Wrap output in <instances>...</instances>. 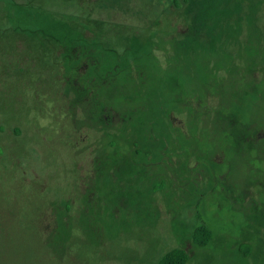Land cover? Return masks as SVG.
<instances>
[{"label": "rangeland", "instance_id": "rangeland-1", "mask_svg": "<svg viewBox=\"0 0 264 264\" xmlns=\"http://www.w3.org/2000/svg\"><path fill=\"white\" fill-rule=\"evenodd\" d=\"M16 4L54 12L38 25L56 31L65 27L81 37L83 43H73L71 53L75 54L88 45L96 48L85 15L109 25L128 26L127 30L116 28L117 33H108L107 39L100 38L102 48L118 47L117 36L139 28L153 27L164 31L157 32L159 35L171 37L186 27L184 0H0V54L10 52L16 58L45 59L37 47L38 35L31 39L3 30L10 25L5 13ZM59 12L79 17H62ZM257 12L259 20L244 22L242 34L231 33L229 42L237 40L235 46H228L232 54L222 49L175 50L168 61L169 54L161 52L165 49L160 45L159 55L168 63L167 70L158 68L156 60L144 58L138 73L123 70L107 77L102 70L106 66L93 63L87 72L94 80L86 81L87 75L67 79L66 95L75 94V123L82 119L85 106V110L102 113L118 128L119 134L97 125V138L107 131L122 139L118 149L93 143L96 148L89 157L90 169L81 171L83 182L69 198L75 202L74 208L61 207L58 215L51 208L45 210V198L24 184L23 170L13 178L8 169L0 167V264H155L176 246L187 251V264H264V151L258 154V144L248 150L231 146L232 137L223 131L220 117L233 101L223 92H232L233 98V92L252 84L253 97L258 99L245 116L253 117L255 129H264V0ZM42 39L47 50L62 55V43L51 35ZM42 66L48 72L49 63ZM86 68L83 62L79 71ZM251 68L258 69L254 76ZM11 69L15 77L0 81V105L10 106L16 120L24 124L28 120L25 112L31 113L35 106L30 96L34 72L18 71L13 65ZM44 83L49 86L50 80ZM2 92L7 95L3 97ZM66 95L62 96L68 102ZM237 98L246 101L241 95ZM182 101L186 110L171 114L170 103ZM29 118L38 125L35 117ZM88 130L84 128L82 139ZM63 133L45 143L33 132L39 154L31 159L26 152L31 134L21 135V145L9 151L0 147V166L10 158L14 165L44 166L45 183L62 186V177L48 179L46 167L57 163L54 170L61 175L74 156L62 145ZM207 150L212 158L207 157ZM202 223L212 237L199 246L192 235ZM38 225L48 234L46 239L56 234L53 244L45 242Z\"/></svg>", "mask_w": 264, "mask_h": 264}, {"label": "trees", "instance_id": "trees-1", "mask_svg": "<svg viewBox=\"0 0 264 264\" xmlns=\"http://www.w3.org/2000/svg\"><path fill=\"white\" fill-rule=\"evenodd\" d=\"M262 1L263 0H184L185 6L182 9V14L186 19V27L182 32L171 35V32L165 31L167 32L166 35H171V37H164L158 34L164 31L160 32L158 29L149 26L139 28L135 30L134 33L131 32L126 35H122L121 31H119L118 34L122 36H117L115 39L120 47L113 46L111 48L106 46H104V48L100 47V43H98L100 38L107 39L109 37L108 33H117L116 28L119 29L124 27L125 30H127L126 28L128 26L118 23L109 25L104 20L85 15V20L93 30L92 36L96 40H94L93 44L96 48L88 45L85 49L78 48L76 54L71 53V49L75 46V44H73L74 41L83 43L81 37L71 33V31L69 32L65 27L61 31H56L52 28L47 29L44 26L42 27V25H38V21H40L41 18L44 19L48 14L50 15L54 12L28 7L25 4H16L10 13H5L10 25L3 27L5 28L3 30L10 29L12 32L20 34V36L31 39L37 38L36 35H38L39 43L37 47L39 52L42 53L41 57H45V59L42 60V58L39 59L38 57L30 56L16 58V55L10 52L8 55L0 54L1 83L15 77L16 73H12L11 71L12 65L18 71L27 69L35 73L32 74L33 77L31 78L35 83L32 82L33 90L30 94V96L33 97L32 101L35 106H32L34 109L31 113L27 114L25 112L24 117L26 116L28 120L24 121V124L16 120V116L13 114V110L10 109V106L7 104L0 105V123L3 124V128L0 129V147L5 151H9L14 145H21V141L19 140L21 135L25 134L28 137V135L31 134V139L28 142L29 145L26 147L27 155L31 156V159L39 154V151H37L38 142L32 141L33 132H37L39 140L42 139L45 143L46 141L49 142L51 136L56 137L58 134L64 132L62 145L64 144L69 147L66 150L74 156L71 157L69 165L65 167L61 175L54 170L57 163L48 164L52 165L49 169L46 167L48 179L57 181L62 177L64 182L62 186L57 183L56 185L45 183V180L42 178L44 166L37 169L32 166V163H26L24 165H22V163H16V165H14L10 158L8 161L2 160L1 169H8L13 178L16 174L18 175L17 172L23 170L24 173L21 180L26 186H29V188L30 186L33 187L31 190H33L32 192L35 195L45 198V210H50L51 208V211H55L57 215L61 207L68 211L72 210L75 202H72L69 198L75 196V193L78 192L79 185L83 182L84 173L82 174L81 171L83 172L86 169L87 172L90 169L89 157L92 155L91 153H93L92 149H95V145H98V143L106 148L109 146V148L118 149L117 143L122 137L119 135L118 138H115L114 136H110L106 131L97 138L98 132H96L94 128L97 125L108 126V128L114 129L115 132L119 134L118 128L110 123L102 113L93 112L90 109L85 110V106H82L80 112L82 114V119L79 121V124L75 123L74 116L77 114V105L74 100H72L75 94L73 97L70 94L66 95L69 90L67 79L74 80L78 75L79 77L87 75L86 81L88 80L90 82L94 80L92 75L87 72L88 68L93 63L94 66L97 64L98 66L100 65V68L106 66V69L102 70L106 71L107 77L118 75L123 70H128V72L136 71L138 73L140 68L139 63H143L145 60L144 58H150L152 61L156 60L158 68L167 70L168 63L161 60L159 55L160 45L165 49V51L163 50L161 52L169 54L167 57L168 61L172 59V51L175 50L178 52H192L207 49H222L224 52L232 54V48L228 46L233 44L235 46L237 40H234L232 44L229 42L231 33L237 31L240 35L242 34L241 27L244 22L249 23L254 20H259L257 11ZM58 15L62 17H79L74 14H66L63 12H59ZM258 30L260 32L259 27ZM252 32H254V30ZM1 33L4 32L1 31ZM43 35H51L55 38L56 42L62 43L65 50L61 56H55L54 53H51V50H47L44 47ZM176 40L179 41L174 45ZM249 42L251 43V40ZM232 59L231 61L235 60L234 58ZM44 62H48L50 65L48 72H43V70H41L46 69L42 66ZM83 62H86L87 68L80 72L79 66ZM254 70L258 69L251 68L249 70L251 76ZM46 80H50L49 86H46L44 83ZM32 83L30 82L29 84ZM83 84H85V82ZM87 91L89 92V90ZM210 93L213 94V92ZM253 93L254 89L252 88V84H249V86L242 90L233 92V98L232 92H223V95L227 97L231 96L233 101L231 100L230 110L223 111L220 117L222 116L221 124L222 128H224L223 131L232 137L231 143L233 145L231 146H245L248 150L249 147H255L258 144V150L256 151L260 154L264 151V129H255L253 117L251 115L245 116L247 111H251V107L258 99L253 97ZM237 94L246 98V101H240V99L237 98ZM6 95L7 94L2 92L3 97ZM62 95H66V97L69 96L68 102ZM158 95L160 96V93H158ZM39 101L41 103H39ZM183 101L179 105L170 103L171 114L176 112L180 114L186 110V105H183ZM29 117H35L38 120V125L32 123ZM84 128L89 130L87 134L85 133V139H82V131ZM170 128L175 130L171 124ZM80 134L81 137H79ZM96 139L100 141L94 142ZM109 140L111 143H107ZM137 141H139V139ZM93 143H95V145ZM224 146L228 145L225 144ZM206 155L209 158L213 157V154L209 150H207ZM19 166L24 167L19 168ZM50 170L52 171L50 172ZM51 181H49L50 184L52 183ZM40 211L41 210H38L39 213ZM61 214H63V212H61ZM38 229L44 236L45 242L53 244L52 241H55L56 234L53 239H46L45 235L47 233L43 230V226L41 225L40 229L38 225ZM192 237L195 243L199 246H204L211 240L212 235L210 229L202 223L199 227L194 229ZM188 260L189 255L187 251L176 246L165 251L157 259L155 264H187Z\"/></svg>", "mask_w": 264, "mask_h": 264}]
</instances>
